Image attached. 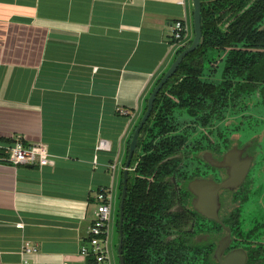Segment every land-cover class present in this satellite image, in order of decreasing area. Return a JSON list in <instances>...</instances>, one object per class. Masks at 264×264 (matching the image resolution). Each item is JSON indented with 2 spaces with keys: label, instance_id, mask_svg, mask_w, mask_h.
Wrapping results in <instances>:
<instances>
[{
  "label": "crops",
  "instance_id": "0c3cea01",
  "mask_svg": "<svg viewBox=\"0 0 264 264\" xmlns=\"http://www.w3.org/2000/svg\"><path fill=\"white\" fill-rule=\"evenodd\" d=\"M184 18L190 39L191 0H0V146L43 143L55 161L14 167L0 151V264H19L26 243L27 264L83 262L95 197L105 189L113 205Z\"/></svg>",
  "mask_w": 264,
  "mask_h": 264
},
{
  "label": "trees",
  "instance_id": "16d2710c",
  "mask_svg": "<svg viewBox=\"0 0 264 264\" xmlns=\"http://www.w3.org/2000/svg\"><path fill=\"white\" fill-rule=\"evenodd\" d=\"M200 1L202 42L156 97L138 140L142 155L134 156L128 173L122 227L124 264L187 263L186 235L176 226L179 218L169 211L176 197L169 178L178 177L187 165L180 159L164 160L187 154L191 147L200 151L198 142L205 137L197 138L199 129L210 127L219 138L226 136L228 127L220 124L232 115L238 119L234 131L243 123L256 133L264 130V0ZM143 104L142 112L146 96ZM251 114L255 126L242 121ZM250 136L249 132L244 137ZM261 144L258 162L264 171V139ZM119 179L120 197L122 172ZM242 202L238 237L255 241L248 264H264V186L248 188ZM165 220L177 228L172 233L174 241L166 240L170 229H159Z\"/></svg>",
  "mask_w": 264,
  "mask_h": 264
},
{
  "label": "flooded vegetation",
  "instance_id": "af4514ba",
  "mask_svg": "<svg viewBox=\"0 0 264 264\" xmlns=\"http://www.w3.org/2000/svg\"><path fill=\"white\" fill-rule=\"evenodd\" d=\"M235 116L232 115V117L227 118L225 122L221 121L220 126L228 127L226 136H221L219 138L216 131L214 129L210 130V127L206 129H199L198 133L200 134L198 135H203L205 137L201 140V142H198L202 147L200 151H193V148L191 147L192 149L190 148L187 150V154L181 152L164 160L168 161L172 159H180L187 165V167H182L183 169L181 168L182 171L178 174V177L171 175L169 178L176 196L174 197V202L170 203L169 211L171 214L175 215L174 217H176V219L179 218L180 222H176V226L179 229H183V232L186 235L184 239L187 243L186 247L189 248L188 260L186 264H219L218 260L216 259V254L219 247H221L224 243L226 244V248L221 254V260H224L225 256L229 253L242 251L246 257L245 264H248L250 262V251L256 246L255 241L248 243V241L238 237L236 229H239L238 222L241 219L240 210L245 207L242 199L245 196L248 188L250 190L254 188L251 174H253L252 170L255 167V161L254 158L248 154L250 147L247 145V143L252 138L262 133L264 130L260 133H256L254 128L248 129V125L244 126V123L242 122L243 124L240 129L244 127L246 133L250 132L251 136L249 137L250 139H246L244 137L246 142L241 143L239 139L237 140V135L240 134V129L235 131L232 130V127L235 124H238V119ZM254 118L255 117L251 114L250 116H247V118H243L242 121L246 123L248 122L250 125L255 126ZM197 138L200 137L198 136ZM208 139H210V143H208ZM191 145L195 146L196 142L192 143ZM262 149L263 146L260 144V154ZM138 150L139 149L137 148L134 156H136ZM229 152L233 154V158L237 159L238 167L245 164L247 160H250L251 167L248 170L245 179L239 186H235L232 189L222 188L218 191L215 201L212 203L214 210L213 214L216 216V219H214L209 217V214L211 213L210 207L207 206L206 208L202 206L205 204L202 202L203 197L201 195V191L198 190L200 187H195L194 185L190 184L194 181L204 180L219 185L226 181L229 178V168L212 167L209 165V162L206 160V158H208L209 155V159L211 161H214L215 163H221L224 156ZM140 154L142 155L141 151L138 153V155ZM260 154L258 155L259 158ZM192 160L196 162L197 166L187 163L188 161ZM257 161H259V159ZM179 166L181 167V164H179ZM115 202L116 197L113 199L112 211L113 207L115 206ZM200 209H202L204 212H202ZM163 224L164 226H161L159 229L171 230L170 235L166 237L167 242L174 241L176 236L172 233L175 231L174 229L177 228L172 226L170 220H165L161 225ZM117 226L118 219L116 222V227ZM245 228H248V226L245 225ZM259 261L262 260L260 259ZM251 264H257V261H253Z\"/></svg>",
  "mask_w": 264,
  "mask_h": 264
},
{
  "label": "water",
  "instance_id": "95a60500",
  "mask_svg": "<svg viewBox=\"0 0 264 264\" xmlns=\"http://www.w3.org/2000/svg\"><path fill=\"white\" fill-rule=\"evenodd\" d=\"M191 25H192V31H191V38L190 40L184 44L178 47L176 50L171 62L161 73V75L157 78L154 85L151 87V89L148 91L146 95V105L145 110L142 112V116L134 126V129L131 133L128 148L126 150L125 157L123 159V162L121 163V171L122 172V190L120 195V201L118 205V237L119 242L117 246V256H118V263L124 264L123 258H122V236H123V230H122V223H123V208H124V201L126 198L127 193V183H128V173L130 171V165L133 159V156L136 152L138 140L141 136V131L148 121L152 110L154 106V102L156 100V97L162 90V88L167 84V82L173 77V75L176 73L179 65L182 63L183 59L194 52L199 45L202 42V28H201V1L200 0H191ZM182 50V51H181ZM180 51V52H179ZM179 52V53H178ZM145 99V98H144ZM125 160V161H124ZM206 160L209 162V165L215 168L222 167V168H229L228 169V175L229 178L222 182L221 184L217 185L212 182L207 181H194L190 185H194L195 187H200L201 195L203 197L202 202L205 205H202L203 207H210V216L211 218L216 219V216L213 214V201H215V197L219 190L222 188H234L235 186H239L243 180L245 179L248 170L251 167L250 160L246 161L245 164L241 165L240 167L237 166V159L233 158V154L229 152L224 156L221 163H215L214 161H211L208 158ZM248 162V163H247ZM202 212H204L202 209H200ZM226 248V244H222L221 247H219L218 252L216 254V259L218 260L219 264H245L246 257L242 251L229 253L225 256L224 260H221V254Z\"/></svg>",
  "mask_w": 264,
  "mask_h": 264
},
{
  "label": "built area",
  "instance_id": "2783aa9c",
  "mask_svg": "<svg viewBox=\"0 0 264 264\" xmlns=\"http://www.w3.org/2000/svg\"><path fill=\"white\" fill-rule=\"evenodd\" d=\"M189 27L184 19L177 20L172 26V38L179 46L188 40ZM123 114H127L123 112ZM98 150L106 149V143L100 141ZM2 161L19 166H34L39 169L52 167L55 163L48 148L43 143L24 145L21 140H16L11 145L0 146ZM114 170V166L110 167ZM96 209L94 219L87 232V245H82L79 250L83 258L82 263L77 264H113L111 260L110 245L108 240V225L111 221L112 201L108 191L101 189L95 197ZM36 252V248L28 243L21 247L22 260L19 264H27V256Z\"/></svg>",
  "mask_w": 264,
  "mask_h": 264
},
{
  "label": "rangeland",
  "instance_id": "374dc122",
  "mask_svg": "<svg viewBox=\"0 0 264 264\" xmlns=\"http://www.w3.org/2000/svg\"><path fill=\"white\" fill-rule=\"evenodd\" d=\"M185 118L182 117V119H180V121ZM239 133L237 135V140L239 139L241 143H245L246 140L244 138V135L246 134L245 128L242 127L239 130ZM229 136V135H227ZM200 137V135H199ZM264 139V131L260 134H258L257 136H255L254 138H252L247 145H249L250 149L248 151V154L250 156H252L254 158L255 161V167L253 168V174L252 175V184L253 187L255 189L261 188L264 186V171L260 170V164L257 161L259 159L258 155L260 154V144L262 143ZM138 153H140V150L137 151L136 156L138 155ZM188 164H191L193 166H197L195 161H188ZM118 173V178L120 176V171H117ZM119 180L116 181V186H115V197H116V202H115V206L113 207V211H112V220L108 225V240H109V245H110V253H111V260L113 264H119L118 263V256H117V246H118V242H119V237H118V233H117V227H116V222L118 219V203H119V190H118V185H119ZM261 201V200H260ZM117 203V204H116ZM96 209V208H95ZM255 211V210H254Z\"/></svg>",
  "mask_w": 264,
  "mask_h": 264
}]
</instances>
